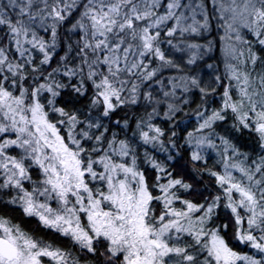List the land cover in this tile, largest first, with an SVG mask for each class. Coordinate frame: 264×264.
I'll return each mask as SVG.
<instances>
[{"label": "snow or ice", "instance_id": "obj_1", "mask_svg": "<svg viewBox=\"0 0 264 264\" xmlns=\"http://www.w3.org/2000/svg\"><path fill=\"white\" fill-rule=\"evenodd\" d=\"M0 264H264V0H0Z\"/></svg>", "mask_w": 264, "mask_h": 264}]
</instances>
